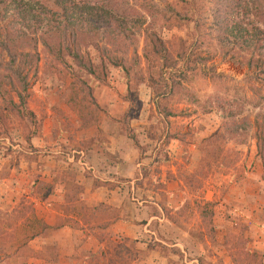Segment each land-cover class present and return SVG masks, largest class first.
<instances>
[{
	"label": "rangeland",
	"instance_id": "obj_1",
	"mask_svg": "<svg viewBox=\"0 0 264 264\" xmlns=\"http://www.w3.org/2000/svg\"><path fill=\"white\" fill-rule=\"evenodd\" d=\"M98 1L117 10L131 7L133 21H139L134 39H123L117 47L100 38L79 51L71 46L78 56L64 50L60 59L40 44L39 61L29 71V85L23 92L25 103L9 81L0 83V264H35L39 255L34 239L49 234L45 219L49 215L43 210L52 194L69 196L67 207L61 206L70 217L58 223L73 222L84 229L96 222L106 229L99 232L105 236L100 239L104 249L74 264H143L146 243L157 247L161 255L173 256V264H180L181 248L169 244L193 239L196 246L204 247L200 264H256L259 255L250 242L255 227L264 226V130L255 125L257 119L264 125V71L231 59L245 52L240 47L232 49L230 41L213 32L216 0ZM253 16L241 10L235 21L243 28L252 21L261 25ZM62 41L69 44L68 37ZM256 54L264 56L263 47ZM113 59L135 60V70L127 75ZM1 71L2 76L11 74ZM111 110L121 112L117 120L122 134L137 143L149 137L154 143L163 134L160 126L149 130L145 124L153 110L196 115L201 120L209 116L208 129L200 133L188 127L182 135L185 143L194 142L203 150L202 160H206L200 171L188 177L190 183L196 181L193 189L202 188L203 194H194L180 206L177 196L154 195L158 207L151 204L153 194H133L127 181L114 182L112 176L87 181L91 176L82 159L97 160L89 146L98 142L103 121L107 122L104 133L112 135ZM119 127H115L116 134ZM171 127L180 128L175 118ZM104 157H109L108 152ZM231 171L234 178L228 179ZM246 180L250 194H227L231 185L241 186ZM91 185H105L103 194L110 195L107 203L92 207L83 200L81 195ZM117 187L122 189L121 197L114 198ZM209 188L211 200L204 194ZM121 201L122 220L132 219L135 226L129 225L126 237L116 241L108 228L113 218L121 216L114 209ZM153 214L164 215L166 220L154 221ZM149 221V228L155 229L152 238L144 228ZM186 224H195L197 230L185 232ZM42 253L46 264H56V245H45Z\"/></svg>",
	"mask_w": 264,
	"mask_h": 264
},
{
	"label": "crops",
	"instance_id": "obj_2",
	"mask_svg": "<svg viewBox=\"0 0 264 264\" xmlns=\"http://www.w3.org/2000/svg\"><path fill=\"white\" fill-rule=\"evenodd\" d=\"M108 113L111 115L110 118H112L114 122H112L114 126L112 135H110V133L107 135L104 133L106 131L107 122L103 121V124L100 125V129L103 133L99 136L98 142L89 146V152H95L97 160H91V162L89 160V162H87L82 159L84 170H88V174L91 176L87 181L94 182L97 181V179H104L106 176H112L113 181L118 183H122L123 180L127 181L131 185L130 188L133 194H153L151 197V204L158 207H160L157 201L158 194H167V199L177 196L180 200L179 206L182 203L184 204L189 198L195 197L194 194H203L202 188L193 189V187L195 188L193 184H196V181L190 183L188 180L190 175L196 176L198 174L204 160H206H202L203 156L201 152L203 150L200 151L201 148L198 149V144L194 142L185 143L182 135L185 133V129L188 130V127L193 130L196 129L200 133L203 132L202 129L206 126L208 129V122L210 121L209 116L201 120L197 118L196 115L194 117L183 115L182 117L180 116L181 114L175 112H172V115H170L169 111L158 112L157 110H153L145 117V124L148 125L147 127L149 130L152 129L153 125L155 128L160 126L163 134H161L160 138L154 143H150L152 142L150 137L146 138L145 141L143 138L140 143H137L128 135L122 134L118 125L120 122L117 120L121 119V112L119 110H111ZM172 118H175L179 122L180 128L171 127ZM115 127H119L117 129V134L115 132ZM171 134H173L172 137H170ZM142 137H144V135H142ZM105 152H108L109 157L107 159L104 157ZM85 154V152H82V155ZM226 177L232 179L234 178V174L231 171L226 174ZM207 182L211 184L210 179ZM142 184L144 187H142ZM104 191L105 185H99L97 187L91 185L89 190H87V194H82L81 196H83V200L85 199L90 202H87L90 206L96 207L107 203L106 196L110 195L103 194ZM113 192L114 198L116 195L121 197L122 189L121 187H117ZM215 193H217V191ZM204 194H208L207 198L211 195L212 199L213 190H211V188L206 189ZM227 194H250L249 180H246L241 186L231 185ZM154 195H157V197H154ZM68 198L69 196L67 194H52L51 198L48 200L49 203L46 202V204H48L43 211L49 215V217L45 218L49 225V234L46 236L40 235L34 239L35 251L39 255L34 259L35 264H46L48 262L47 256L42 253L43 247L48 244H53L57 247L56 264H63L66 261H70L73 264L82 263L83 261L85 262L86 258L98 253L100 249H104L103 242H101L100 239H105V236H100L104 234L99 232H105L106 229H100L102 227L96 222H92L90 227L89 224H86L85 227L82 224L84 229L74 226L73 222L72 225L58 223L61 220L60 218L70 217L66 215L63 211L64 207L61 206V204L64 203L67 207ZM208 199L211 200L210 198ZM121 204L122 201L117 203V206L114 207V209L117 208L121 216H119L117 220L113 218V222L108 228L109 233L111 232L110 236L113 237L114 240L125 238V232H127L129 225L135 226V224H133L134 221H131L132 219L127 220L124 218V220H122L125 210L123 212ZM127 217L129 218V216ZM151 217L154 221L161 219L164 221L165 219L164 215L160 216L159 214H153ZM150 225H152L151 221L145 224L144 228L147 232L151 233L150 238H152L155 229L149 228ZM169 225L173 224L169 222ZM184 230L185 232L194 231L197 230V227L195 224H186ZM83 240H85V242L84 245L81 246ZM78 241H80V243ZM155 241L163 242L168 245L163 240L156 239ZM144 245L146 246L147 253L141 263L173 264L171 261L173 256L161 255L158 253L157 247H149L148 243ZM175 246L180 247L182 251V255L178 257V263L200 264L199 258L202 257L201 249L204 250V247L196 246V241L194 239L191 242L178 241L177 244H169V247ZM250 247L259 255L256 264H264V226L255 227L254 238L250 242ZM209 249L208 253H211L212 244L210 242ZM82 256L84 260L80 258ZM66 257H70V259ZM53 261L54 260H51L50 262Z\"/></svg>",
	"mask_w": 264,
	"mask_h": 264
},
{
	"label": "trees",
	"instance_id": "obj_3",
	"mask_svg": "<svg viewBox=\"0 0 264 264\" xmlns=\"http://www.w3.org/2000/svg\"><path fill=\"white\" fill-rule=\"evenodd\" d=\"M215 4L217 24H214L213 32L222 35L223 41H230L232 49L240 47L245 52L244 56L240 53L231 56V59L237 64L246 63L252 69L264 71V56L259 54L257 57L256 54L259 48L264 49V0H216ZM51 5L55 8L52 9ZM131 10L129 5L118 10L113 5L101 6L98 0H0V83L9 81L15 95L25 103L27 94L23 92L26 93L29 85V71L39 61L40 44L55 52L59 59L63 57L64 50L73 52L71 46L77 49L100 38L121 47L120 41L134 39L137 35L134 26L139 21H133ZM241 10L247 15H254L261 25L255 21L246 28L237 24L235 19ZM65 37L69 39L66 46L62 41ZM73 53L78 56L77 52ZM227 54H231L230 50ZM113 63L127 75L135 70V60L126 63L113 59ZM2 69L11 74L2 76ZM16 86L20 87L19 90ZM255 125L262 126L264 130L258 119Z\"/></svg>",
	"mask_w": 264,
	"mask_h": 264
}]
</instances>
